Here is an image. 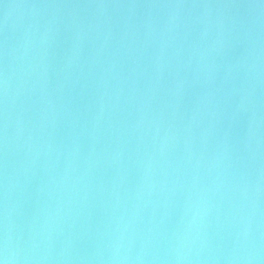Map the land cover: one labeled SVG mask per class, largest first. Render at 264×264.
<instances>
[{
    "label": "water",
    "instance_id": "water-1",
    "mask_svg": "<svg viewBox=\"0 0 264 264\" xmlns=\"http://www.w3.org/2000/svg\"><path fill=\"white\" fill-rule=\"evenodd\" d=\"M0 261L264 264V0H0Z\"/></svg>",
    "mask_w": 264,
    "mask_h": 264
},
{
    "label": "clouds",
    "instance_id": "clouds-1",
    "mask_svg": "<svg viewBox=\"0 0 264 264\" xmlns=\"http://www.w3.org/2000/svg\"><path fill=\"white\" fill-rule=\"evenodd\" d=\"M0 264H4V262L3 261H0Z\"/></svg>",
    "mask_w": 264,
    "mask_h": 264
}]
</instances>
